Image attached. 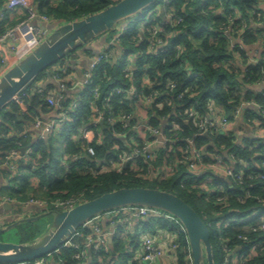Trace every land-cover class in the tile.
I'll list each match as a JSON object with an SVG mask.
<instances>
[{"label":"trees","instance_id":"obj_1","mask_svg":"<svg viewBox=\"0 0 264 264\" xmlns=\"http://www.w3.org/2000/svg\"><path fill=\"white\" fill-rule=\"evenodd\" d=\"M118 1L33 0V4L51 21L66 23L84 18ZM3 4L4 0H1L0 7ZM263 4L264 0H159L132 16L128 23H119L103 33L110 39L124 24L127 25L117 42L125 49L123 55L103 61L96 70L95 76L101 85L99 98L90 94L89 87H86L76 112L62 129L31 144V151L18 159L7 158L10 150L20 151L29 140L23 135L19 136L18 132L9 135L10 127L0 121V173L3 180L0 202L4 197H10L21 206L31 198L51 200L75 197L81 203L120 187L147 186L174 192L199 212L210 230L215 264H226L227 245L232 249L233 256L235 252H248L253 243L264 240V232L261 231L264 220V139L244 137L239 140L232 131L195 135L199 129L194 115H190L192 112L198 115L221 112L234 117L242 103L248 101L251 104L243 108L246 118L254 117L264 125V94L255 89L244 91L246 83L255 84L264 80V57L246 62V47L259 41L264 44ZM150 10L152 12L149 14ZM169 14L178 15L182 20L168 24L166 20ZM0 18L2 32L9 16L5 13ZM155 28L160 29L158 37L171 46L169 50L155 47L156 39L152 37ZM178 45L182 47L180 50ZM79 49L82 47L60 62ZM131 54L136 55L138 62L139 93L144 92V81L148 78L156 81L155 88L158 89H165L167 79H173L177 82V91L184 92L182 98H172L171 106L165 105L151 114V124L155 126H163L162 120L167 117L163 131L168 138L176 139L174 151H168L170 143L167 147L159 148L154 165L162 167L165 160L176 164L183 154L181 148L190 149L192 143L196 148L205 147L203 155H208L206 159L214 155L226 160L225 153L231 155L227 161L236 173L242 174L240 180L214 176L210 190H205L201 182L212 173L198 176L190 165L179 161L174 165L176 171L162 179L144 178L130 166L123 171H101L97 168L103 160L118 154L119 150L115 147H125L126 139H131L134 134L129 128L122 127L121 123H112L110 118L113 113L118 116L120 111L135 110L136 96L124 97L123 94L114 93L109 101L113 113L105 106V98L114 88L125 87L127 78L122 68ZM239 58H244L245 63L240 60L244 68L240 66ZM44 74L39 75L24 96V104L33 114L50 108L46 96L54 85L49 84L44 92L38 91L36 86ZM63 102L65 105L70 103L66 100ZM93 102L103 113L104 128L91 122ZM255 105H259L260 109L256 110ZM20 110L21 103L13 100L0 113V117L17 131L20 130L18 125L25 120H34L28 114H23V120H19ZM173 120L179 122L181 127L171 130ZM86 125L87 135L79 138L80 129ZM117 133L127 134L126 139ZM89 146L94 147L95 154L88 151ZM9 164H15V169L10 168ZM53 209L41 208L44 211ZM255 211H259V214L246 219ZM139 217H144L142 223L146 231L169 226V222L159 216ZM15 220L6 219L0 226ZM44 223V220L25 222L18 228L20 232H34L33 236L37 238L46 232ZM251 223L254 228L250 227ZM84 232H90V228H84ZM116 236L110 242L109 252L89 251L91 258L87 264H135L133 256L139 245V230L127 235L120 226ZM77 241L82 243L80 238ZM180 242L176 264H188V244L184 236H180ZM77 251L73 246L63 245L45 255L43 264H78L75 257ZM260 251L249 264H264V250ZM59 258L64 262H60Z\"/></svg>","mask_w":264,"mask_h":264},{"label":"built area","instance_id":"obj_2","mask_svg":"<svg viewBox=\"0 0 264 264\" xmlns=\"http://www.w3.org/2000/svg\"><path fill=\"white\" fill-rule=\"evenodd\" d=\"M7 7L11 10L24 9L25 16L18 20L13 25L6 27L2 32H0V45L9 44L10 49L16 53L14 60L11 58L2 56L0 57V80L2 76L13 67L19 60L23 59L30 52H32L36 47H38L41 42L48 36L50 31L46 29V26H42V23H49L51 19L46 14H43L37 10L33 4V0H7ZM182 19L178 15L169 14L166 23L175 24L180 22ZM127 25L124 24L119 32L115 33L106 43L102 50L95 53L91 60L88 69L85 71L84 87H89V92L95 98H99L101 95V85L96 79V70L98 66L105 60L113 59V45L118 42L120 35L123 33ZM160 29L155 28L153 30L152 37L156 39L155 47H161L162 50H169L171 46L164 43L160 37H158ZM18 43H22L24 48L18 50ZM154 47V44L152 45ZM182 47L178 45L180 50ZM138 62L135 64L132 62V56H129L126 60L122 71L127 78V83L125 87H116L111 91L105 98V106L110 112L112 105L109 103L111 96L114 93L123 94L124 97L136 96L137 100L134 102L135 110L133 111H120L119 115L115 116L112 114L110 121L112 123H121L122 127L129 128L134 134L131 139L127 140V134H119L122 138L126 139L125 147L117 145L115 148L119 150V153L111 157L109 160H105L99 167L101 171L107 170H118L123 171L127 166L137 171L144 178H164L168 175L173 174L176 169L174 165L179 163L188 164L198 176L202 174L212 173V176H206L205 180L201 182V187L205 190H210V183L214 182V176L227 177L229 180H240L242 174L236 173V170L229 165L227 160L231 159V155L226 154V160L221 156H214L209 159L205 157L208 155H203L206 150L205 147L196 148L192 145L190 149H183L182 157H180L176 164L170 163V161L165 160L162 167L154 165L153 161L158 158V150L161 147H167L170 143L168 151H174L173 147L175 145L176 139L168 138L164 131L163 126L168 120L164 117L162 120L163 126H155L151 124V114L154 113L155 109H162L165 105H172V98L177 96L179 98L183 97V91H177V82L173 79H167L165 84V89H158L156 87V81L148 80L145 82V90L139 93L137 87V72ZM148 75V74H147ZM146 75V76H147ZM61 72H57L56 77H61ZM68 87V83L65 79L61 80L59 92L50 91L47 96V102L49 105L54 106L56 109L55 115L49 119L44 120L42 118H36L35 124L41 129L45 136L53 134L64 126V124L71 118L80 104L79 101H73L68 105L63 102V93ZM38 91L44 92V89L38 87ZM25 93H22L16 98L21 104H24ZM251 103L245 101L236 110L234 117L226 115L221 112L215 113H205L199 114L192 112L191 116L194 115L196 125L199 129L195 135L200 134H213L216 132H227L229 131L230 123L243 112V106L250 105ZM146 105L145 110L147 114H143L141 107ZM93 109L95 114L92 116V123L94 125H101L100 122L103 121V113L101 109L93 102ZM175 111H177L175 109ZM181 113V109L178 110ZM135 120V122H134ZM132 124V125H131ZM180 123L173 120L171 122V130L180 128ZM79 138L81 136H86L88 133V126H83L80 129ZM191 142V140H189ZM88 151L91 154H95V149L92 146L88 147ZM210 156V154H209ZM19 157V150H10L7 158H17ZM9 167L15 169V164H9ZM5 202L14 203L15 206H19L10 197H4L0 204ZM38 205L40 208L53 207V210H64L70 209L78 204V199L75 197L60 198L55 199H35L31 198L25 201L21 206ZM17 206V207H18ZM259 214V211L253 212L252 215L246 219H251L252 217ZM118 215L123 220L125 225L131 222L132 218L135 216H159L168 222L172 223V231L163 234L164 230L161 226L156 227L155 230H144L140 231V236L138 240V247L135 250L133 260L136 261L135 264H176L179 256V249L181 247L180 236H184V240L187 242L186 253L188 264H193V256L191 247L189 244V238L187 234V229L183 222L174 214L165 211L163 209L147 206V205H125L120 206L103 213L97 214L90 220H88L80 229L77 230L72 237L64 244L70 245L78 249L75 257L78 259V264H87L90 257L89 251L94 250L95 252H109L110 244L108 243L109 233L104 231L100 222H96L103 217ZM264 218V216H263ZM232 221V220H231ZM250 227L254 228V224L251 223ZM84 228H90V232L84 233ZM261 231L264 232V220L261 225ZM164 235V238L162 236ZM77 238H82L83 242L77 241ZM248 240L247 236H244ZM163 241V242H162ZM260 250H264V240L253 243L249 248V251L245 252H235L232 256V249L226 246L227 258L226 264H249V261L257 256ZM261 252V251H260ZM232 256V257H231ZM167 257L170 260L173 258L174 262L171 263L167 261ZM231 258V260H230ZM45 258H39L30 261H24L21 263L13 264H43ZM60 262H64L62 258H59Z\"/></svg>","mask_w":264,"mask_h":264},{"label":"water","instance_id":"obj_3","mask_svg":"<svg viewBox=\"0 0 264 264\" xmlns=\"http://www.w3.org/2000/svg\"><path fill=\"white\" fill-rule=\"evenodd\" d=\"M159 0H119L108 7L71 22L55 21L50 33L23 59L11 67L0 80V113L9 103L26 92L39 75L59 63L78 48L113 29L119 23L129 22L132 16ZM126 25V24H125ZM104 128L103 121L100 122ZM5 202L4 208H16ZM147 205L176 215L185 225L193 256V264H215V251L210 230L199 212L174 192L147 186L120 187L78 203L70 209L41 210L38 205L25 206V211L36 209L37 214L24 216L0 226V233L25 222L51 218V227L31 242L0 240V264L35 260L57 251L88 220L97 214L125 206Z\"/></svg>","mask_w":264,"mask_h":264},{"label":"crops","instance_id":"obj_4","mask_svg":"<svg viewBox=\"0 0 264 264\" xmlns=\"http://www.w3.org/2000/svg\"><path fill=\"white\" fill-rule=\"evenodd\" d=\"M263 7H264V4H263ZM5 13L8 14L9 18H8V21L5 22L3 29L12 25L13 23L17 22L18 20L22 19L25 16L24 9H18V10L9 9L7 7V0H4L3 6L0 7V16H5ZM1 21L2 19L0 18V22ZM54 22L55 21H51L47 24L42 23V26H46V29L50 31L48 26L52 25ZM0 28H1V25H0ZM108 40H109L108 36L102 34L96 37L95 39H93L92 41H90L89 43H87L86 48L77 50L75 53L70 55L64 61H61L59 62V64H56L53 67H51L47 72H45L43 77H41V79L36 83L37 88L40 87L44 90H47L48 85L52 84L54 85L52 92L54 91L56 93V92H59L60 90L61 80L65 79L68 83V87L64 91H62L64 95L63 99L66 101H69L70 103L73 101L81 100L82 93L84 92V89H85L83 85L84 80H85V71L88 69L91 63V60L93 58V55L99 52L100 50H102ZM23 48H24V45L22 43H18V50L20 51ZM246 48L248 49V60L246 61L247 63L251 61H257L258 59H261L264 57L263 42L259 41L257 43L247 46ZM124 52H125V49H123V47L120 44L115 43L113 45V51H112L113 57L119 58L120 56L123 55ZM2 56L3 57L9 56L11 60H14L16 57V53L13 50H11L10 45L6 43L3 45H0V57ZM131 56H132V62L135 64V62H137L136 55L131 54ZM240 60L244 61V58L243 59L239 58V61ZM240 63H241L240 66L244 68L245 65H243L241 61ZM58 71L61 72V75H62L61 77H56ZM249 89H255L257 91H262V93L264 94V80H261V81L259 80L255 84L246 83L244 85V91H247ZM49 106H50L49 110L42 111L38 114H33L28 110L25 104H21L20 111L22 113H18L19 120L21 119L23 120V114L32 115L34 120L33 121L25 120L24 122L19 124L18 128H20V130L18 131L15 129V127L11 126L2 117H0V121L2 123H7L8 124L7 127L8 126L10 127L9 135L10 133L14 135L16 134V132H18L19 136L23 135L25 139L29 140L27 145L21 147L19 151V157L15 159L21 158L27 153H29L32 147L31 144L32 145L35 144L39 139L47 138V136H45L42 133L41 129L36 126L35 120L37 117L42 118L44 120L51 119L55 115L56 109L54 106H51V105ZM145 107L146 105H143L141 107L142 108L141 111L143 112V114L148 113L145 110ZM244 107L245 106H243V108ZM255 109L259 110L260 106L255 105ZM244 110L245 109H243V112L239 114V116L230 123L229 131H232L239 140L243 139L244 137H258L259 139H264V125H262V123L254 117L247 119L246 118L247 116L245 115ZM94 114L95 112H93V115ZM102 163H100L97 166V168H99ZM2 183H3V180L1 178V173H0V187ZM21 207L22 208L18 207V209L16 208L6 209L4 208L3 204L2 205L0 204V223L12 217L14 219H17V217L30 216V215H33V213L35 212L37 213L36 209H30V210L25 211L24 210L25 206H21ZM12 210L13 212H11ZM143 218L144 217H142V219ZM142 219L139 216H135L132 218L131 222H129L128 224L125 223V225H122L123 220L121 219L120 216L111 215V216L103 217L96 222H100L103 230L109 233L107 239H108V243L110 244L113 238L117 237L116 235H118L120 226H123L127 235L129 233L137 232L138 230L140 232L142 229H144ZM172 227H174V225L170 222H169L168 227H165V228L162 227V229L164 230L163 234L167 233V231L168 232L172 231L171 230ZM162 238H164V235L162 236ZM80 239L83 242L82 238ZM167 261L168 262L171 261V263L174 262L173 258L170 260L169 257H167Z\"/></svg>","mask_w":264,"mask_h":264},{"label":"rangeland","instance_id":"obj_5","mask_svg":"<svg viewBox=\"0 0 264 264\" xmlns=\"http://www.w3.org/2000/svg\"><path fill=\"white\" fill-rule=\"evenodd\" d=\"M158 6H160V4L158 5ZM152 11L150 10L149 11V14L151 13ZM56 64H59V63H56ZM56 64H54V65H56ZM53 65V66H54ZM53 66H51V67H53ZM50 67V68H51ZM49 68V69H50ZM2 113V112H1ZM0 116H1V114H0ZM18 206V205H17ZM19 208H22L21 206H18ZM11 212H13V210L11 211ZM14 220V219H13ZM44 221H46V223H44L45 224V228H44V230L45 231H48V229L51 227V218L50 217H47V219L46 220H44ZM44 224H43V226H44ZM44 232V231H43ZM46 233V232H45ZM33 235H35V233L34 232H30V233H27V232H20L19 231V228H18V226L17 227H15V228H12V229H10V230H7V231H5V232H3V233H0V240H3V241H12V242H16V243H20V242H31V241H33L34 240V236ZM38 238V237H37ZM36 239V238H35Z\"/></svg>","mask_w":264,"mask_h":264},{"label":"flooded vegetation","instance_id":"obj_6","mask_svg":"<svg viewBox=\"0 0 264 264\" xmlns=\"http://www.w3.org/2000/svg\"><path fill=\"white\" fill-rule=\"evenodd\" d=\"M22 217H24V216H22ZM12 218H13V217H12ZM18 218H20V217H17V219H18ZM13 219H14V218H13Z\"/></svg>","mask_w":264,"mask_h":264}]
</instances>
